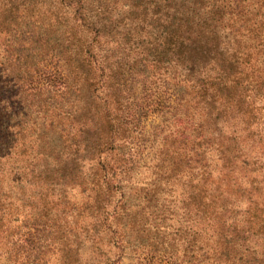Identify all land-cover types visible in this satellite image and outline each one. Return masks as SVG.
I'll use <instances>...</instances> for the list:
<instances>
[{"label":"rangeland","instance_id":"rangeland-1","mask_svg":"<svg viewBox=\"0 0 264 264\" xmlns=\"http://www.w3.org/2000/svg\"><path fill=\"white\" fill-rule=\"evenodd\" d=\"M181 14L215 29L192 70L165 38ZM77 42L96 83L65 92L51 72ZM207 72L230 78L212 99L180 80ZM120 91L132 110L107 136L101 100ZM36 255L264 264V0H0V264Z\"/></svg>","mask_w":264,"mask_h":264},{"label":"trees","instance_id":"trees-1","mask_svg":"<svg viewBox=\"0 0 264 264\" xmlns=\"http://www.w3.org/2000/svg\"><path fill=\"white\" fill-rule=\"evenodd\" d=\"M81 12V9L77 11ZM83 14V13H82ZM91 18L92 16H88ZM186 17L188 15L181 14L180 17L175 18L174 20H171L169 24V28L166 32V41L168 42L169 46L172 50H174V54L177 57V59L173 60V66H179L178 64L179 60H183L184 62H187L186 65L190 70L195 68L197 62L199 61V57H210L212 58L214 56V46L213 44L209 43V39L213 38L215 34V29L210 27L209 25L206 26V24H202L199 28H193L192 25H189L187 22ZM89 22V28L95 30L97 28V22L92 20ZM98 30V29H97ZM100 30V29H99ZM75 36L73 35L71 37V44H74ZM91 52V43L88 45V50H84V48L79 44L76 43L75 46H72L71 48H66V50H63L60 52L62 55H65L63 57L65 64L59 65V67L55 70V72H51L53 76L57 77V73L60 74V77L62 78L60 81V84L64 83L65 87H67V90L65 92H83L85 84L88 87H93L96 83L95 79L97 78V59L96 55H93ZM106 66H100L99 68L101 70L104 69ZM185 70L184 68H182ZM118 72V71H117ZM71 77L76 78L81 85L77 84H71L68 82V79ZM112 77V76H111ZM179 76H174V78H177ZM208 79H211V82H208ZM181 81H184L185 83L190 84V86L193 87L194 93L197 95L206 97L209 96L208 99L214 98V96L218 93H216V90H219L220 88H226L228 85V81H230V78L228 76H224L221 73H211L207 72V76L200 80L193 76L191 73H185L183 78H180ZM59 84L57 82L54 87H56ZM222 86V87H220ZM59 89V86H58ZM116 96L109 95L108 97L102 98L103 104H107L110 106L107 110H104V116L101 118V124L100 128L103 130V132L110 136L112 134H118L119 129H123L125 126L126 121H123V118L126 116V112L128 110H132L130 108L131 106L124 103V99H122V93L118 92V94H115ZM91 109V108H90ZM130 116V115H128ZM94 128H99L97 124H95ZM138 145V144H137ZM123 171L121 170V173ZM126 173V171H125ZM114 177L113 174L109 178ZM100 195L96 196V201L99 200ZM121 213H123L121 204L116 205V207L113 210L112 214L106 215V220L109 218H117L120 219ZM113 220V219H112ZM14 221H21L17 219V217H14ZM113 226V223H110ZM96 225H100L98 222H96ZM110 229V228H109ZM20 233V232H18ZM115 235L125 234V226H116L114 228ZM35 237L38 238L37 234H33L29 232L27 237H24L23 239L30 242V248L28 251H34L36 250V247L38 251L42 250L43 245L42 244H36ZM22 238V236H20ZM34 239V243H33ZM27 260L24 262H27L29 264H35L38 260L39 255L34 256L32 259L30 256H27ZM146 259V258H145ZM167 261V262H166ZM164 262L161 260L158 264H173L171 262V259H167ZM153 264V262H149ZM91 264H101L98 263H91Z\"/></svg>","mask_w":264,"mask_h":264}]
</instances>
